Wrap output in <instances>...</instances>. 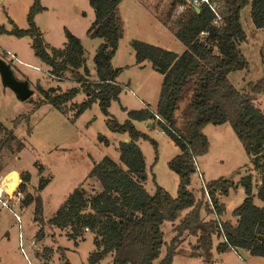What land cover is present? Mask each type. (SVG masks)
I'll return each instance as SVG.
<instances>
[{"label": "trees", "instance_id": "1", "mask_svg": "<svg viewBox=\"0 0 264 264\" xmlns=\"http://www.w3.org/2000/svg\"><path fill=\"white\" fill-rule=\"evenodd\" d=\"M87 1L94 11V21L87 36L101 40L93 58L96 81L88 80L89 71L85 67L82 45L69 31L65 30L63 49L48 51L49 47L43 42L35 24V16L44 10L39 0H33L29 8L27 29L13 27L8 32L16 38L31 39L34 55L48 68L50 77L64 80L69 74L78 84V87L62 93H56L57 89L53 88L44 90L38 85L40 100H27L32 102L35 110L50 105L62 114L72 112L73 118L77 119L93 103H97L106 117L108 131L126 135L128 139L127 143H118L119 163L104 157L94 163L88 173L89 177L99 182L102 190L87 200L82 189H74L47 223L61 230L69 229L71 239L79 238L84 230L93 233L95 250L90 254L88 264H98L107 255H112V264H152L159 258L164 245L161 231L164 222L174 224L175 235L158 264H172L184 233L196 238L197 244L192 247L191 256L202 258L204 264L211 261L214 235L220 239L215 248L218 253L241 249L251 256L264 258V113L254 104V96L264 90V79L254 85L249 84L248 93L237 90L228 79L229 74L248 68L239 48L246 40L240 13L249 5L253 26L263 29L264 0H225L220 26L213 24V15L204 7L175 19L172 31L185 46L182 54L141 41H131L135 64L150 63L152 70L162 76V83L155 111L146 105L143 109L128 111V119L123 123L111 118L108 111L111 103L119 100L121 93L117 78L122 69L114 68L112 59L124 35L119 10L123 0ZM160 22L168 27L165 20ZM4 32L0 27V33ZM79 94H84L85 100L72 102ZM155 115L163 123H156ZM134 121L155 123L178 146L180 153L168 162V168L178 177L176 197L170 196L160 186H156L152 195L145 190V158L138 142H150L155 153L157 144L148 135L139 132ZM224 124L231 127L241 143L251 171L258 175V180L254 181L248 174L237 184L224 179L205 183L211 203L209 206L202 200L198 201L188 187L196 173L195 160L209 150V141L203 129L208 125ZM104 144L108 145V142L105 140ZM29 179L28 173H19L17 191L24 194L25 206L34 204L33 221L39 224L36 237L40 240L43 238L40 218L42 201L40 196L34 198L26 191ZM47 182L41 179L38 191ZM239 186L245 197L231 213L236 219L233 225L220 219L225 208L219 203L218 196L228 197ZM201 194L204 198L203 188ZM255 197L261 202V207L254 204ZM202 210L207 215H213L214 219L203 221ZM44 251L43 264H50L48 258L52 251L47 248ZM61 264L70 263L63 257Z\"/></svg>", "mask_w": 264, "mask_h": 264}, {"label": "rangeland", "instance_id": "2", "mask_svg": "<svg viewBox=\"0 0 264 264\" xmlns=\"http://www.w3.org/2000/svg\"><path fill=\"white\" fill-rule=\"evenodd\" d=\"M39 2L44 10L37 16L35 24L39 32L43 33L42 39L48 45V51L64 48L67 30L80 40L85 67L95 74L93 58L101 41L87 36V31L94 21V11L88 1L39 0ZM32 4L33 0H0V22L2 21L6 29L11 28L10 22H13L12 28L27 29V14ZM74 5H77L78 14L73 13ZM170 7V0L123 1L120 14L124 23V35L112 60V64L117 68L127 66L119 75V80L117 79L119 84H128L129 81L139 83L151 94L153 75L159 77L152 70L141 71L133 66L135 57L131 41H141L176 54L185 51V46L175 38L172 31L176 24ZM249 11L248 5L240 13L246 40L239 46L248 68L228 76L230 83L245 93L249 92V84L254 85L264 79V28L256 29L253 26ZM161 19L168 22V27L160 22ZM0 41L4 48L0 50V59L12 63L11 69L15 78L25 80V76L21 79L20 73L29 77V85L33 90L32 101L40 100L37 93L38 85L44 90L57 89L56 93L78 87L69 74H66L62 81L52 79L47 74L48 68L34 55L31 41L27 37L16 38L4 32L0 33ZM4 51L15 53L20 62H10L11 59L4 55ZM88 80L93 81L89 76ZM130 90L133 94L125 85H121L120 100L112 102L108 109L110 117L118 123L128 119V111L139 109V98L143 100L135 88L130 86ZM84 100L85 95L80 94L72 102L81 103ZM120 103L127 107L126 111L121 109ZM254 104L264 113V90L254 96ZM182 105L183 102L180 107ZM149 108L154 111L155 105L151 104ZM16 119L19 120L15 123ZM105 121L106 117L100 112L97 103H93L77 119L73 118L72 112L62 114L50 105H43L35 110L30 100L19 101L9 89L2 86L0 80V174L9 168H16L29 174L26 191L34 198L40 196L42 201L40 218L43 225V238L39 240L36 237L39 224L33 221L34 204L31 209H26L25 206V212L22 214V240L19 246L17 225L0 206V264H43L46 248L52 251L48 258L50 264H61L63 257L70 264H88V258L95 250L92 242L94 234L84 230L79 238L71 239L69 229L61 230L50 226L47 219L52 217L74 189H82L87 200L102 190L99 182L88 176L94 163L100 162L104 157L119 163L117 140L120 135L108 131ZM136 129L146 133L157 144L155 153L150 142L142 140L138 142L145 158L147 174L145 190L152 195L156 186H160L170 196L176 197L178 177L168 168V162L180 153L178 146L162 133L156 124L154 129L149 130L144 124L136 123ZM203 133L209 141V151L197 158L199 172L191 177L188 187L198 201L207 203V197L202 198L201 194L203 183L224 179L237 184L248 174L252 175L254 181L258 180V175L251 171L249 159L241 143L228 124L208 125ZM105 140L108 145L104 144ZM11 176L13 183L10 185L14 183L16 185L18 181L16 174ZM41 179L48 182L41 191H38ZM244 196L243 189L239 186L236 191H231L228 197H224L222 203L226 213L224 211L221 216L222 221L234 224L231 212L242 203ZM219 198L220 196L218 201ZM254 204L259 206L261 202L255 197ZM184 214L185 212L182 215ZM211 219H214V216L207 215L202 210V220L207 222ZM173 226L174 224L170 222L162 224L164 245L159 258L152 264H158L164 258L166 247L175 235ZM180 239L182 242L174 253L172 264H204L202 258L191 256L192 247L197 244L196 238L184 233ZM219 241L215 235L212 236L214 247ZM214 255L209 264H253L243 251L238 252L241 259L233 252L220 253L219 256H215L216 260H213ZM98 264H112V255H107Z\"/></svg>", "mask_w": 264, "mask_h": 264}, {"label": "crops", "instance_id": "3", "mask_svg": "<svg viewBox=\"0 0 264 264\" xmlns=\"http://www.w3.org/2000/svg\"><path fill=\"white\" fill-rule=\"evenodd\" d=\"M124 1V0H123ZM123 1L120 3V5H119V10L122 8V3H123ZM74 8H73V13H75V14H78L79 13V11H78V8H77V5H74L73 6ZM40 13H38L36 16H35V23H36V20H37V16L39 15ZM121 15V14H120ZM122 18V17H121ZM10 24H11V28L10 29H6V27L4 26V24L2 23V21L0 22V27H2L3 29H4V31H6V32H9L11 29H12V26H14L13 25V22H10ZM37 25V24H36ZM37 27V26H36ZM38 28V27H37ZM38 30H39V28H38ZM40 31V30H39ZM42 33V32H41ZM41 35H43V33L41 34ZM28 38V37H27ZM28 40H30L31 41V39L30 38H28ZM101 41V40H100ZM0 43H1V41H0ZM101 44V43H100ZM0 49H4L1 45H0ZM15 54V53H14ZM15 57H16V59L20 62V60L17 58V55L15 54ZM115 57V56H114ZM113 57V58H114ZM113 60V59H112ZM85 64H86V62H85ZM11 66H12V64H11ZM112 66L114 67V68H117V67H115L113 64H112ZM133 66L135 67V68H137L138 70H141V71H143V70H152V68H151V65H150V63H148V62H143L142 64H140V65H137V64H135V62H134V64H133ZM127 67V66H126ZM126 67H119L120 69H122V71L123 70H125V68ZM87 68V67H86ZM87 70L89 71V77H90V79L91 80H93V81H96L97 80V78H96V74H94L93 72H92V70L91 69H89V68H87ZM121 71V72H122ZM94 72H95V69H94ZM152 72H154V73H156L155 71H153L152 70ZM21 74V79H22V76H25L26 77V79L28 80V82L30 81L29 80V77L27 76V75H25V74H22V73H20ZM121 74V73H120ZM157 74V76H159V77H155L154 75H153V87H152V93L151 94H149L148 93V91L147 90H145V89H143V87L139 84V83H132V81H129L128 82V84H121L120 83V85H125L126 86V88H127V90L130 92L131 90H130V86H132L133 88H135L136 89V91L137 92H139V95H141L142 97H143V100L142 99H138V105H139V109H136V110H140V109H143L144 108V106L146 105V106H149V105H151V104H154L155 105V109H156V106H157V102H158V99H159V92H160V87H161V83H162V76L160 75V74H158V73H156ZM24 79V78H23ZM118 80H119V77L117 78ZM20 80V79H19ZM41 85V84H40ZM132 92V91H131ZM80 95V94H79ZM132 95V94H131ZM119 100H120V97H119ZM121 104V103H120ZM120 107H121V109L122 110H127V107H125V106H123V104H121L120 105ZM155 109H154V111H155ZM136 123H142V124H144V126L147 128V129H149V130H152V129H154V124L155 123H153V122H137V121H134L133 122V124H134V126H135V128H136ZM207 127V126H206ZM205 127V128H206ZM205 128L203 129V131L205 130ZM139 131V130H138ZM140 132V131H139ZM144 134H146V133H144ZM147 135V134H146ZM125 140H128L127 139V136L126 135H120L119 136V139L117 140V143H119L120 141H122V142H124ZM209 147H210V144H209ZM209 151V150H208ZM264 154V153H263ZM21 172H23L22 170H18V169H16V168H9V169H6V170H3L2 171V173L0 174V190L2 191V187H5V186H7L6 187V189L8 190V191H12L11 189H10V184L11 183H13V177L11 176L12 174H16V176H17V179H18V181H17V183H16V185H15V187H14V189H16L17 188V186L19 185V183H20V180H19V178H18V175H19V173H21ZM7 180V181H6ZM7 182V183H6ZM238 189V188H237ZM30 193V192H29ZM245 197V196H244ZM226 198V197H225ZM224 199V197L223 196H220V198H219V203L220 204H222V205H224L223 203H222V200ZM262 206V204L261 205H259V207H261ZM33 206H32V204H30L29 206H27L26 207V209H28V208H32ZM224 208H225V206H224ZM6 212H8L7 210H5ZM225 213H226V208H225ZM232 213V212H231ZM8 214L12 217V215H11V213L10 212H8ZM212 216V215H211ZM51 218V217H50ZM50 218H48L47 219V221L50 219ZM233 218V217H232ZM12 219H13V217H12ZM14 222V221H13ZM233 222H234V224L236 223V219L235 218H233ZM233 224V225H234ZM217 246V245H216ZM215 248L216 247H214L213 246V250H212V255H211V258H212V256H213V254H215L214 255V257H213V260H216L215 258V256H219V254L220 253H218V252H216V250H215ZM241 252V251H243L244 253H246L247 254V256H248V258H250L249 260H250V262L251 263H253V264H264V259H260L259 257H255V256H251L247 251H245V250H241V249H239L237 252H235V251H230V252H233L236 256H238V258L239 259H241L240 258V256L238 255V252Z\"/></svg>", "mask_w": 264, "mask_h": 264}, {"label": "built area", "instance_id": "4", "mask_svg": "<svg viewBox=\"0 0 264 264\" xmlns=\"http://www.w3.org/2000/svg\"><path fill=\"white\" fill-rule=\"evenodd\" d=\"M170 1H171V4L173 3L172 17L175 19L185 17V15H187L189 12H192V11L195 12L194 8L200 9L201 7H204L208 9V11L213 15V24L215 26L221 25V10L225 3V0H170ZM4 55L11 59L10 62L18 61L15 55L9 51L7 52L4 51ZM51 78L56 81L63 80V79L61 80L60 78H57V79L53 77ZM155 122L163 123V120L158 115H155ZM172 132L176 135L174 131ZM195 166H196V172H199L197 160H195ZM202 186L205 192V196L207 197L206 198L207 203L209 206H211L208 192L205 189V183H203ZM6 187L7 186L2 187L1 188L2 191L0 190V206L11 213L13 220L17 225L18 241H19V246H20L21 240H22V233H21L22 232V214L25 212V205L23 204L24 194L17 191V188L13 189L12 191H8Z\"/></svg>", "mask_w": 264, "mask_h": 264}, {"label": "water", "instance_id": "5", "mask_svg": "<svg viewBox=\"0 0 264 264\" xmlns=\"http://www.w3.org/2000/svg\"><path fill=\"white\" fill-rule=\"evenodd\" d=\"M194 10L199 11L197 8H194ZM0 80L2 86L9 89L21 102H25L33 96V90L30 88L28 80L15 78L10 63H6L2 59H0ZM124 142L127 143L128 140Z\"/></svg>", "mask_w": 264, "mask_h": 264}, {"label": "bare ground", "instance_id": "6", "mask_svg": "<svg viewBox=\"0 0 264 264\" xmlns=\"http://www.w3.org/2000/svg\"><path fill=\"white\" fill-rule=\"evenodd\" d=\"M11 186V185H10ZM15 187V183L11 186V190H13Z\"/></svg>", "mask_w": 264, "mask_h": 264}]
</instances>
